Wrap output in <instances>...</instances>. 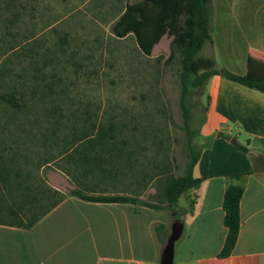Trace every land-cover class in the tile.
Instances as JSON below:
<instances>
[{
    "label": "crops",
    "instance_id": "0c3cea01",
    "mask_svg": "<svg viewBox=\"0 0 264 264\" xmlns=\"http://www.w3.org/2000/svg\"><path fill=\"white\" fill-rule=\"evenodd\" d=\"M211 6L213 45L202 49L204 56L213 55L218 68L236 74L250 68L264 71V0H211ZM205 89L201 155L193 174L206 177L181 195L183 206H175L186 210L191 199L195 202L193 211L181 217L183 233L175 243L174 264H264V91L220 74L212 75ZM50 122L51 159L35 170L66 196L29 228L0 224V264H160L174 221L169 209L96 202L68 193L77 187L89 194L142 198L134 136L116 143L113 134L102 133L109 146L85 141L73 156L57 158L60 166H55V115ZM99 135L91 132V138ZM208 137L211 144L205 146ZM80 152L86 161L82 170ZM236 173L244 174L241 227L233 252L219 257L227 231L223 196L228 176ZM159 224L164 228L157 233Z\"/></svg>",
    "mask_w": 264,
    "mask_h": 264
},
{
    "label": "rangeland",
    "instance_id": "374dc122",
    "mask_svg": "<svg viewBox=\"0 0 264 264\" xmlns=\"http://www.w3.org/2000/svg\"><path fill=\"white\" fill-rule=\"evenodd\" d=\"M134 1L0 0V91L17 86L29 94L38 87L50 92L45 102L35 100L32 117L47 125L37 106L47 112L55 106V119L65 123L59 134L109 128L116 143L131 136L140 140L134 143L140 195L155 199L157 177L181 174L187 160L182 68L178 58L168 60L170 36L146 56L133 34L120 38L112 32L125 4ZM187 100L199 134L208 103L205 86L190 89ZM199 141L197 135L194 143ZM185 202L183 195L177 205Z\"/></svg>",
    "mask_w": 264,
    "mask_h": 264
},
{
    "label": "trees",
    "instance_id": "16d2710c",
    "mask_svg": "<svg viewBox=\"0 0 264 264\" xmlns=\"http://www.w3.org/2000/svg\"><path fill=\"white\" fill-rule=\"evenodd\" d=\"M211 0H137L125 4L123 12L112 25L117 37L133 34L140 51L150 56L154 46L164 35L171 37L168 60L178 58L181 63L180 108L183 116L182 128L187 139V160L183 172L179 175L167 172L157 178L158 186L155 199L118 194H89L80 188L69 190V194L81 199L96 202H132L153 209H169L173 219L181 220L182 215L192 212L194 200L186 210H176L181 195L198 187L205 179L195 177L193 169L201 155V147L194 143L198 132L192 127V112L188 104V94L192 88L206 86L207 80L214 74L226 76L249 87L264 91V71L250 68L246 74H236L225 68H218L214 56L200 55L205 45H213L211 35ZM37 79V76H34ZM32 79L26 80L25 83ZM50 92L38 87L27 93L25 87L8 86L0 91V224L29 228L39 221L66 196L65 192L53 188L47 178L35 168L51 157L50 117L55 115V106L51 111L43 110L47 116V125L42 119L32 120L35 100L45 102ZM208 98V97H207ZM64 121L55 119V161L57 158L71 157L86 142L109 146L103 139L109 128L99 130L97 138H91V129L74 130L72 134H59L63 131ZM114 137L113 135H110ZM212 137L205 139L203 145L211 144ZM86 141V142H85ZM138 144L140 140H137ZM112 146H115L112 143ZM248 152L247 145H237ZM79 152V151H78ZM38 162L35 163V159ZM46 159V160H45ZM84 153L80 152L79 168H85ZM242 173L228 176V184L223 196V223L227 229L219 257L229 256L237 243L241 227L240 202L244 193ZM164 226H156L157 233Z\"/></svg>",
    "mask_w": 264,
    "mask_h": 264
},
{
    "label": "water",
    "instance_id": "95a60500",
    "mask_svg": "<svg viewBox=\"0 0 264 264\" xmlns=\"http://www.w3.org/2000/svg\"><path fill=\"white\" fill-rule=\"evenodd\" d=\"M231 142L235 143V138L231 139ZM183 233V222L179 219H175L171 225V232L167 237L165 245L163 247L160 264H174L175 256V243L181 237Z\"/></svg>",
    "mask_w": 264,
    "mask_h": 264
}]
</instances>
